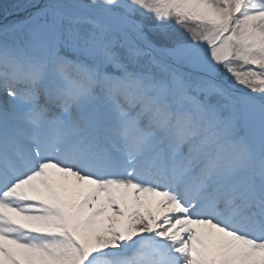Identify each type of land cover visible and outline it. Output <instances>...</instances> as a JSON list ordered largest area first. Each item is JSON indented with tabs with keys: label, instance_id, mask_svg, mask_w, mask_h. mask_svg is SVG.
Returning <instances> with one entry per match:
<instances>
[{
	"label": "snow or ice",
	"instance_id": "6c2138e0",
	"mask_svg": "<svg viewBox=\"0 0 264 264\" xmlns=\"http://www.w3.org/2000/svg\"><path fill=\"white\" fill-rule=\"evenodd\" d=\"M12 8L0 264H264V0Z\"/></svg>",
	"mask_w": 264,
	"mask_h": 264
},
{
	"label": "rangeland",
	"instance_id": "374dc122",
	"mask_svg": "<svg viewBox=\"0 0 264 264\" xmlns=\"http://www.w3.org/2000/svg\"><path fill=\"white\" fill-rule=\"evenodd\" d=\"M21 1L22 0H17L16 4L21 3ZM11 5L12 3H9V0H0V14L3 16L6 13V9L9 11V9L12 8Z\"/></svg>",
	"mask_w": 264,
	"mask_h": 264
}]
</instances>
